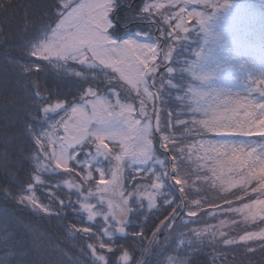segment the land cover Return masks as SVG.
I'll return each instance as SVG.
<instances>
[{
    "label": "snow or ice",
    "instance_id": "6c2138e0",
    "mask_svg": "<svg viewBox=\"0 0 264 264\" xmlns=\"http://www.w3.org/2000/svg\"><path fill=\"white\" fill-rule=\"evenodd\" d=\"M202 2L169 0L165 7L158 0L153 3L145 0L136 8L131 0L128 3L124 0H53L52 4L44 6L43 15L47 19L58 17L55 25L41 24L36 36L21 38L14 47L26 56L47 62L60 74L58 79H72H62L61 86L41 93L39 83L30 77L35 74L33 68L37 73L44 71L43 65L31 60H6L18 77L17 84L24 95L11 99L2 109V118L20 124L22 131L0 141L4 144V150L0 151V168L19 185L15 190L19 195L7 188L0 189V193L3 199L15 200L36 214L43 213L49 219L55 217L61 225L71 215L75 222L66 226L69 235L75 238L82 234L94 240L88 245L92 249L91 264H133V259L134 264H151L149 257L153 256L155 264H195L194 258L201 255L208 257L207 264H227V254L214 250L218 245L217 236L225 246H238L237 241L226 239L218 232L224 221L216 226L189 227L199 224L197 211L192 209L199 210L201 201L189 202L187 173L182 168L184 148L177 149L175 143H169L174 137L162 123V108L158 106L166 100L163 84L157 87L156 83L160 51L157 42L161 38L171 41L167 51L162 52L164 61H171L181 33L190 29L185 20L193 21V26L201 22L202 14L196 5ZM189 3L191 10H187ZM173 7L179 11L171 12ZM123 9H127L122 18L126 23L121 24L118 13ZM153 13L160 19H155ZM161 22L174 30H168L165 36L166 29L160 27ZM145 24L148 32L141 30ZM153 30L159 32V36L153 37ZM0 43L10 44V41L0 36ZM70 63L80 65L84 71H76ZM166 71L171 74L175 70L167 67ZM117 77L124 82L121 85L123 96L112 87V81ZM87 82L107 87H93L91 83L85 87ZM253 89L264 95V79L256 80ZM73 90L78 98L73 95L71 100L58 99L61 95L73 94ZM204 97V93H198L197 107L189 109L192 115L201 113L209 117L194 121L211 133L210 139L199 142L197 150H203L205 157L212 161L210 171L213 176H216L217 168L226 174L227 178L221 180L222 185L235 187L239 184L247 192L248 186L256 182L251 192L258 198L228 211L246 213L245 221L264 223V148L261 147L264 143V100L256 101L247 96H236L233 100V96L228 95L223 96L225 99L219 104L205 106L202 103ZM220 97L215 96L216 99ZM10 111L11 117L7 115ZM168 119L171 122V113ZM177 123L185 122L177 120ZM157 133H160L158 141ZM238 139L257 143L233 142ZM28 142H32L34 148L25 156L24 145ZM156 143L163 150L162 156L157 155ZM14 144L22 160L29 161L32 166L27 182L11 171L13 165L8 149ZM80 153L84 154L83 159ZM19 163L17 161L16 166ZM126 171L133 173L132 182L136 177H143L151 183H136L135 188L128 191L124 184ZM94 172L99 174V181L93 186ZM58 175H67L69 179L55 186L46 185L43 177ZM65 186L68 189L66 199L51 191L52 187ZM38 189L46 191L47 204L36 195ZM177 189L179 197L175 196ZM160 200L163 205H158ZM161 207L172 211L148 236L147 221ZM3 212L0 227L5 236L0 239V247L5 251L0 254V264H45L39 259L26 262L25 252L10 250L8 209ZM161 232L164 233L162 240ZM128 238L139 241V257L131 256L124 245L117 243L119 239ZM239 240L245 242V246L247 242L257 240L264 246V229L246 232ZM256 250L249 248L248 253L253 254ZM169 251L175 255H166Z\"/></svg>",
    "mask_w": 264,
    "mask_h": 264
},
{
    "label": "trees",
    "instance_id": "16d2710c",
    "mask_svg": "<svg viewBox=\"0 0 264 264\" xmlns=\"http://www.w3.org/2000/svg\"><path fill=\"white\" fill-rule=\"evenodd\" d=\"M148 1L151 2L152 0ZM234 1L242 4L246 10H250L254 18L261 17L262 23L259 25L248 23L250 25V33L243 31L241 24L238 25V23L223 26L222 31L218 35L221 39L220 42L213 39H203L202 33L197 27L194 29L190 28L186 33H181L182 38L175 45L171 61L168 62L164 69L160 70L159 75L156 77V83L157 87L163 84L166 103L159 105V107L162 108V123L167 126L168 132L174 137L169 143H175L177 149L184 148L182 168L187 173L186 187L188 191L186 195L189 198V202L191 200L201 201L199 210L192 209L197 211L199 224H190L189 227H203L206 224L216 226L221 221H224V225L219 227L218 232L223 233L226 239H234L238 245L225 246L223 240H220L219 236H217L218 245L214 250L227 254L225 257L227 264H264V250H261L264 246L258 240L256 242H247L246 246L245 242L239 240V237L246 232H259L264 229V223L259 221L248 222L244 219L246 213L228 211L229 208H241L243 204H250L251 200L258 198L256 194L251 192V189L256 187V182L249 185L247 192H245L244 188L239 184L235 187H229L226 183L222 185L221 180L226 179L227 176L221 173L218 168L216 176H213L212 171H210L212 161L205 157L203 150H197L199 142L210 139L211 133H207L202 125L194 123V121L208 119L209 117H205L201 113L192 115L189 112V109L197 107V94L200 92L206 96L202 100L205 106L208 104H219L225 99L223 96L228 95L233 96V100L236 99V96L241 98L247 96L256 101L264 100V95L253 89V83L256 80L264 79V41L262 42L264 34L261 38L262 40L258 37V32L264 30V0ZM128 2L129 0H124V3ZM131 2L134 7L139 8L145 0H131ZM52 3L53 0H0V36L10 41V44L0 43V141L22 131L20 124H13L10 120L5 121L2 118L4 115L2 109L5 103L13 98H21L24 95L23 89L17 84L18 77L13 74L11 68L6 64L8 58L20 60L21 62L31 60L44 66V71L38 73L33 68L35 74L30 77V80H35L39 83L41 93H46L49 89L61 86L62 79H72H58L60 74L47 62L26 56L18 48L14 47V45L19 44L21 38L30 39L36 36L41 29V24L55 25L58 17L47 19L43 15L44 6ZM167 5L165 4V7ZM197 5L208 12L210 11V8L205 5L200 3ZM51 11L54 13L55 8L53 7ZM126 11L127 9H123L118 13L119 23L121 24L126 23L122 19ZM160 11H164V9ZM153 16L157 20L160 19L155 13H153ZM190 22L192 21H188V23ZM253 22L256 23L257 21ZM160 27L166 29L165 36H167L168 30H174L168 29V26L162 22ZM132 30H135V28ZM141 30L148 32L147 24ZM151 35H154L153 32ZM163 41L168 49L171 41H165L164 39ZM6 52L7 57L5 56ZM161 63H164V61ZM70 67L76 71H84L80 65L75 63H70ZM167 67H172L175 71L169 74L166 71ZM161 77H163L162 80ZM169 81H171V84H169ZM88 83H91L93 87H107L105 84L97 85L92 82L85 83V87L88 86ZM122 84L124 82L119 81L118 77L112 81V87L116 91L121 92L123 96ZM64 86L67 87V84H64ZM126 87L127 85H125ZM73 95L78 98V94L73 90V94L61 95L58 99L71 100ZM132 95H135V93ZM216 95L221 97L216 99ZM53 99L55 100L57 97H53ZM23 103H27V101H23ZM135 103L138 107V100ZM150 106L151 104H149ZM170 113L172 116L171 122L168 119ZM36 114L39 115L38 110ZM7 115L11 117L13 114L10 111ZM177 120L185 123L178 124ZM233 142L243 145L257 143L255 140L246 141L239 139ZM155 147L157 155L162 156L163 150H160L157 145ZM261 147L264 148V143L261 144ZM33 148L32 142L25 144L23 155H29ZM189 149H191V152H189ZM3 150L4 144L0 142V151ZM8 151L11 165H13L11 171L16 172L18 179L27 182L28 177L32 174L31 164L27 160H22L21 154L16 151L15 144L9 147ZM169 155L171 154L169 153ZM189 156L191 157L190 159ZM17 161H20L18 166H16ZM107 166V163H105V167ZM204 177H207V179H204ZM43 179L46 185L55 186L58 182L62 183L69 177L67 175H58L45 176ZM233 179H236V177H233ZM77 180H79V177H77ZM132 181L133 173L126 171L124 184L128 191L135 188L136 183H151V181L145 180L143 177H136L135 182ZM92 184L94 186L93 181ZM18 187L19 185L9 178L8 172L0 168V189H11L13 194L19 195L15 191ZM51 191L55 192L61 199L67 198L68 189L66 187H52ZM36 195L42 203L47 204L49 202L44 189H38ZM179 195L180 193L177 189L175 196L179 197ZM72 198L75 199V195ZM158 205H163V201H158ZM5 208L8 209L9 213L8 245L10 250L15 249L16 251L25 252L26 256L24 259L26 262L39 259L44 261L45 264H91L92 249L88 248V245L94 243V240L82 234L77 235L75 238L69 235L66 226L70 222H75L71 215L61 225L55 217L49 219L43 213L36 214L29 208L18 205L15 200L3 199V195L0 193V224L4 220L3 210ZM258 208L259 206H257ZM187 210L185 209L184 211L187 212ZM171 211V208L161 207L159 211L152 213L147 221L146 235L150 236L160 220L164 219ZM201 212L203 213L202 216L200 215ZM133 219L137 218L133 217ZM79 226L83 227L85 225ZM163 235L164 233L161 232V240ZM4 236L5 231L3 227H0V239ZM117 243L124 245L130 251L131 256H140L138 250L139 241L128 238L119 239ZM249 248L257 250L253 254H249ZM4 251V248L0 247V254H3ZM105 253L107 255L106 250ZM169 254L175 255L171 251L166 253V255ZM149 260L151 264H155L154 256L149 257ZM207 260L208 257L203 255L194 258L195 264H207ZM217 264H221V262H217Z\"/></svg>",
    "mask_w": 264,
    "mask_h": 264
},
{
    "label": "rangeland",
    "instance_id": "374dc122",
    "mask_svg": "<svg viewBox=\"0 0 264 264\" xmlns=\"http://www.w3.org/2000/svg\"><path fill=\"white\" fill-rule=\"evenodd\" d=\"M153 2H156V0H152L151 2L148 1V3H153ZM158 2L165 5L168 4L169 0H158ZM200 4L209 7L210 11L208 12L199 5H196V9L201 11L202 14L201 22L195 24L194 26H193L194 23L193 21L188 23V20H185V23L189 28L192 29H194L195 27L199 28L200 32L202 33L203 39L205 40L213 39L215 41L220 42L221 39L218 35L220 34V31H222L223 26H228V24H232V25L236 23H238V25L241 24L243 31H245L246 33H250L251 32L249 30L250 25H248V23H251L252 25H259L260 23H262L261 17L254 18L250 10H246L242 4L234 0H226V2L225 0H203V2ZM213 5H215V7H213ZM181 6H183V4ZM191 7L192 5L191 3H189L187 10H191ZM170 11L178 12L179 8L173 7ZM253 21H257V22L255 23ZM152 32L154 34L153 37L159 36V32H156L155 30H153ZM263 34H264V30L262 31L260 30L258 32L259 39L260 40L263 39L262 42L264 41ZM157 45H158V49L160 48V54L158 51V55H157L158 68L161 66V69H164L166 65L164 63H161L164 61L162 52L167 51V47H166V43L163 41V38H161L157 42ZM161 69L158 70V73L160 72ZM80 158L81 159L84 158L83 153H80ZM93 176L95 177V179L93 180L95 185L99 181V174L94 172Z\"/></svg>",
    "mask_w": 264,
    "mask_h": 264
},
{
    "label": "water",
    "instance_id": "95a60500",
    "mask_svg": "<svg viewBox=\"0 0 264 264\" xmlns=\"http://www.w3.org/2000/svg\"><path fill=\"white\" fill-rule=\"evenodd\" d=\"M160 49V48H159ZM159 54H160V51H159ZM168 63V61L166 62L165 61V64H167ZM160 68H158V70H159ZM150 83H151V80H150ZM159 106V105H158ZM153 124H155V116H153ZM157 135V141L159 140V133H157L156 134ZM157 145L159 146V143H157Z\"/></svg>",
    "mask_w": 264,
    "mask_h": 264
}]
</instances>
